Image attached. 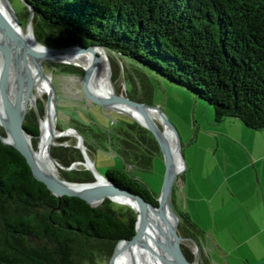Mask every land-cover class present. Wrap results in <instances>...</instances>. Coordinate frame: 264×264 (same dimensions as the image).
Instances as JSON below:
<instances>
[{
	"label": "trees",
	"instance_id": "obj_1",
	"mask_svg": "<svg viewBox=\"0 0 264 264\" xmlns=\"http://www.w3.org/2000/svg\"><path fill=\"white\" fill-rule=\"evenodd\" d=\"M26 1L33 9L35 37L44 46H102L206 101L216 123L235 120L264 130V0ZM37 111L44 115L42 107ZM124 125L112 133L122 158L139 161V149L159 153L153 135L145 138L148 130L134 121ZM23 126L36 150L40 131L33 110ZM0 135L5 137L2 128ZM51 155L63 168L83 160L73 145L51 147ZM61 173L70 183L94 181L86 170ZM105 175L157 206L158 196L122 168ZM114 205L56 198L33 177L23 157L0 140V264H109L119 242L135 235L136 213ZM175 213L179 236L194 239L197 226Z\"/></svg>",
	"mask_w": 264,
	"mask_h": 264
},
{
	"label": "water",
	"instance_id": "obj_2",
	"mask_svg": "<svg viewBox=\"0 0 264 264\" xmlns=\"http://www.w3.org/2000/svg\"><path fill=\"white\" fill-rule=\"evenodd\" d=\"M22 7H25L23 14V22L18 17L15 9L11 3V0H0V39L3 44V52L5 55V59L0 70V104L3 108V112L5 115V119H3L0 127L3 129L5 133V137L0 135V140L3 144L12 146L25 160L27 166L29 167L33 177L40 183H42L46 189L56 198L60 199L61 197H74L78 198L90 206H98L104 200H109L115 203H123L122 199H130L133 200L136 204V207L128 205L135 213H136V223H135V235L134 237L127 241L123 240L120 243L131 244L135 242L141 234H144L148 241L152 243L155 247V250L151 252L153 257L154 255H158L161 264H198L195 259H188L183 253L182 249L179 246L180 241L186 240L179 236L177 227L179 223L178 216L174 212L171 205V193L173 189L174 182L180 174L185 166L184 161L181 156L179 140L177 137L176 130L173 126L168 122L163 113L159 108L147 106L144 103L133 101L126 95H118L114 92L112 86V98L110 99L109 104H119L123 106H127L129 108L136 109L139 113L145 114L147 110L155 112L157 117L159 118V124L164 129L167 128L170 132L173 133L175 139L177 140V149L176 151L179 153L181 160L183 162V169L181 171L176 172L172 177H168V165H169V149L164 142H162L159 137V130L156 126L150 124L147 127L141 125L139 121L128 114H124L120 111L114 110L103 104L102 102H98L95 100L87 90V86L89 83V75L84 70L82 80H81V88L83 95L89 101L100 105L102 108L112 111L114 113L126 115L135 123H137L140 127L148 130L155 140L157 141L160 151L162 154V158L165 166V174L162 183V187L160 193L157 197V206L147 202L140 195L133 194L125 189H122L113 183H111L106 175H101L95 167V163L90 160L87 155V149L84 145L83 138L76 130L72 128H68L66 130H62L57 132L56 136H65L68 133H73L76 138V146L82 156V162H76L70 165L68 168L61 167L57 161L51 155V147L59 146L61 144L54 143L48 149V154L50 159L55 165L56 169H60L62 171H71L74 170L78 165L84 167L85 170L89 171L94 181L90 183H70L62 180L52 181L49 180L38 168V165L34 159V148L31 144L32 135H30L23 126L24 119L30 109L34 111L37 116L38 124H40V116L37 111L36 104L34 103L32 95L29 93V89L31 88V78L29 77L30 64L36 69L37 77L43 78L46 80L50 90L51 96H47L46 103V114L48 111V107L50 106V99H52V110L57 118V99L54 87L52 85L51 79L44 73L43 64L44 62H60V61H51L49 57H69L72 55L90 53L94 56L95 60L98 56H104L107 65L110 70V63L114 56L115 60L117 58L123 57L120 54L108 52L102 46L96 44H90L87 46L81 45H73L65 48H50L44 46L40 43L34 34V15L32 7L27 3L26 0H18ZM27 17V18H26ZM24 23V24H23ZM31 31V35L36 41V44L43 50L45 53H38L34 51L28 44L25 38V34L28 31ZM16 50V51H15ZM16 52V54L14 53ZM20 53V61H21V72L18 79V83L16 87H9L10 82V74L11 70L15 63V57ZM125 58V57H124ZM66 64H71L69 62H61ZM76 66V64H73ZM111 74V71H110ZM159 76V75H158ZM161 77V76H160ZM162 78V77H161ZM164 79V78H163ZM167 81V80H166ZM169 82V81H168ZM171 83V82H170ZM176 85V84H175ZM26 91L24 97L22 95V91ZM188 91V90H187ZM39 138V136H38ZM38 148V144H37ZM125 204V203H124ZM127 205V204H126ZM164 209V211H163ZM151 210L156 214V227L158 233L160 235V239H153L151 235L147 232L145 224L147 222V212ZM164 212L166 215V221H164V215L161 213ZM166 223L169 230L170 239L165 237L162 224ZM187 241V240H186ZM118 244V245H119ZM195 244V243H194ZM117 245V246H118ZM196 245V244H195ZM197 247V245H196ZM116 249L113 252V255L110 259L109 264H112L114 257L116 256ZM157 257V256H156Z\"/></svg>",
	"mask_w": 264,
	"mask_h": 264
},
{
	"label": "rangeland",
	"instance_id": "obj_3",
	"mask_svg": "<svg viewBox=\"0 0 264 264\" xmlns=\"http://www.w3.org/2000/svg\"><path fill=\"white\" fill-rule=\"evenodd\" d=\"M11 3L18 17L23 22L24 10L22 5L18 0H11ZM111 58L113 63H110V82L114 92L118 95H126L131 100L144 103L147 106L159 108L176 130L185 168L178 174L174 182L171 193V205L174 212H177L175 205L181 209V207L185 208V205L188 204L189 210L193 202L192 200H186L185 191H182L184 179L189 177L190 173L186 161L193 150V146H187V143L195 135H198L199 139L202 137V143H207V140L204 141L203 137H209L211 133L208 132L214 131V129L227 131L230 129L234 130L235 126H238L245 129V131L248 130L235 120L233 122L226 120L229 122L216 123L214 110L211 105L185 88L161 78L152 69L128 58L119 57L117 58L118 60H115L114 56H111ZM15 63L18 65L16 57ZM72 68L76 70H72ZM43 70L51 79L56 93L57 118L54 126L56 133L68 128L76 130L83 138L88 157L95 163L96 170L101 175H105L108 170L122 168L131 177L143 184L153 196L157 197L165 174L164 161L158 143L159 153L139 149L141 151L139 153V161L129 157L122 158L123 155L121 153V156L119 151L120 146L115 142L112 133L123 130L124 124H132L133 120L126 115L108 111L84 97L81 88V78L84 73L82 67L61 62H44ZM46 103V93L36 100V107H42L44 110V115L40 119H44L46 115ZM29 111H32V109ZM197 131L200 132L196 134ZM145 138L152 140L151 133L146 134ZM58 139L64 140L61 146H76L77 141L74 136L56 137V143ZM74 170L85 169L83 166L78 165ZM57 177L59 180L65 181L59 169H57ZM204 194L207 195V193ZM174 197L175 205L173 202ZM115 204V209H120V206L128 207L124 203ZM185 215L198 227L190 214L186 213ZM202 224H205L206 227L208 226L206 221L202 222ZM186 230L190 232L189 227ZM202 235V233H197L194 235V239L182 240L179 243L180 248L186 249L198 264L199 257L201 262L204 260L203 249L200 245ZM194 241L198 242L199 247H196ZM198 248H200V253Z\"/></svg>",
	"mask_w": 264,
	"mask_h": 264
},
{
	"label": "crops",
	"instance_id": "obj_4",
	"mask_svg": "<svg viewBox=\"0 0 264 264\" xmlns=\"http://www.w3.org/2000/svg\"><path fill=\"white\" fill-rule=\"evenodd\" d=\"M247 130L214 129L207 143L198 135L187 143L182 191L193 203L189 211L173 202L203 234V264H264V130Z\"/></svg>",
	"mask_w": 264,
	"mask_h": 264
},
{
	"label": "bare ground",
	"instance_id": "obj_5",
	"mask_svg": "<svg viewBox=\"0 0 264 264\" xmlns=\"http://www.w3.org/2000/svg\"><path fill=\"white\" fill-rule=\"evenodd\" d=\"M26 41L29 46L38 53H45L43 49H41L37 44L33 36L31 35V31L29 30L27 34H25ZM3 44L0 39V70L2 68L5 55L2 50ZM16 51V50H15ZM16 54V52H14ZM16 59L18 60V65L14 63V66L11 70L10 74V82L9 87L14 88L18 83V79L21 72V61H20V53L17 54ZM51 61H60V62H69L71 64H76V66L82 67L89 75V83L87 86L88 93L98 102H102L106 106L111 109L120 111L124 114H128L135 118L137 121L141 123L144 127L149 126L150 124H154L156 128L159 130L158 137L164 142L169 149V165H168V177H172L176 172L181 171L183 169V162L179 153L176 151L177 149V140L175 139L172 132H170L167 128H162L159 124V118L155 112L147 110L145 114L139 113L134 108H129L127 106L119 105V104H109L110 99L112 98V85L110 82V70L107 65V62L104 56H98V58H94L90 53L72 55L69 57H49ZM29 77L31 78L32 84L29 89L30 95H32L34 103H36L37 98H41L45 93L46 95L51 96V90L43 78L37 77L36 69L33 64H30ZM27 95L26 91H22V95ZM52 99H50V106L48 107L47 114L44 119H40L39 124V141L38 148L34 150V159L38 165V168L41 172L52 181H57V169L55 168L54 163L49 157L48 149L52 144L56 143V137H66L74 135L73 133H68L65 136H56L57 133L54 129L55 126V116L52 110ZM3 119H5V115L3 112V108L0 104V124ZM153 125V126H154ZM121 202L136 207V204L133 200L130 199H122ZM164 211V209H163ZM165 217L163 218L166 221V215L164 212H161ZM156 214L149 210L147 212V222L145 227L147 232L151 235L153 239H160V235L158 233L156 227ZM163 231L166 238L170 239L168 226L163 222ZM155 250V247L152 245L150 241H148L147 237L144 234H141L139 238L131 243H120L116 247V256L114 257L112 264H161V261L158 255H154L152 253ZM157 256V257H156Z\"/></svg>",
	"mask_w": 264,
	"mask_h": 264
},
{
	"label": "flooded vegetation",
	"instance_id": "obj_6",
	"mask_svg": "<svg viewBox=\"0 0 264 264\" xmlns=\"http://www.w3.org/2000/svg\"><path fill=\"white\" fill-rule=\"evenodd\" d=\"M47 96V95H46ZM29 112V111H28Z\"/></svg>",
	"mask_w": 264,
	"mask_h": 264
}]
</instances>
